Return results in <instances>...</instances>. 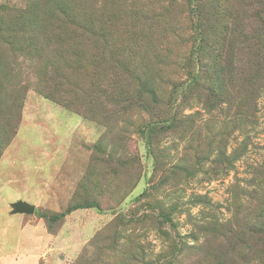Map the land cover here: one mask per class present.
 <instances>
[{
	"label": "rangeland",
	"instance_id": "1",
	"mask_svg": "<svg viewBox=\"0 0 264 264\" xmlns=\"http://www.w3.org/2000/svg\"><path fill=\"white\" fill-rule=\"evenodd\" d=\"M0 264H264V0H0Z\"/></svg>",
	"mask_w": 264,
	"mask_h": 264
},
{
	"label": "water",
	"instance_id": "2",
	"mask_svg": "<svg viewBox=\"0 0 264 264\" xmlns=\"http://www.w3.org/2000/svg\"><path fill=\"white\" fill-rule=\"evenodd\" d=\"M34 211V207L25 202L18 201L12 206V212L14 214L31 215L34 214Z\"/></svg>",
	"mask_w": 264,
	"mask_h": 264
},
{
	"label": "trees",
	"instance_id": "3",
	"mask_svg": "<svg viewBox=\"0 0 264 264\" xmlns=\"http://www.w3.org/2000/svg\"><path fill=\"white\" fill-rule=\"evenodd\" d=\"M89 207H94V205H89ZM82 207L80 206H75L73 208H69L67 209L66 211L60 213V214H57V215H53V216H50V217H47L46 215H40L38 214V216L40 218H43V219H47L50 223L51 222H57L61 219H63L65 216H67L68 214H70L71 212L75 211V210H78V209H81Z\"/></svg>",
	"mask_w": 264,
	"mask_h": 264
}]
</instances>
